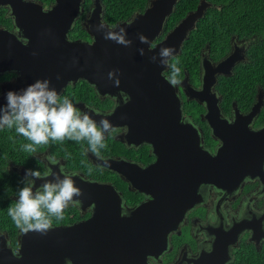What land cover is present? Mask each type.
I'll return each instance as SVG.
<instances>
[{
	"label": "water",
	"instance_id": "1",
	"mask_svg": "<svg viewBox=\"0 0 264 264\" xmlns=\"http://www.w3.org/2000/svg\"><path fill=\"white\" fill-rule=\"evenodd\" d=\"M83 1L55 0L45 9L36 0H0V7H9L18 30L17 34L0 27V73H18L16 79L2 84L0 106L6 103L4 95L9 90L23 89L38 79H49L59 93L69 82L80 78L94 84L103 94L123 91L127 99L119 98L116 110L106 118L113 127H129L124 136L128 143L150 144L156 160L141 166L112 159L107 165L118 171L132 190L145 192L152 198L123 214L121 197L113 185L75 176L83 191L77 197L80 208L84 210L94 204L92 215L71 223L53 224L46 235L20 231L16 248L10 244L9 235L0 232V264H148L150 255L158 257L165 250L169 233L178 228L186 211L199 199L198 187L205 182L222 188L238 185L245 173L236 169V164L233 170L227 171L228 158L249 159L246 151L251 148V141L264 144V128L259 131L247 128L259 110V100L247 115H237L231 133H219L220 123L213 121L211 112L209 124L224 142L216 154H211L201 145L198 129L184 122L176 86L164 74L169 65L159 62L158 53L163 47L173 48L172 56L181 53L198 20L211 6L210 2L200 0L196 9L190 10L158 40L179 0H149L144 11L113 26L103 20L101 0H93L82 22L91 40L71 39L68 34L84 11ZM101 24L105 28L98 31ZM117 26L126 29L125 38L131 40L130 46L104 38L106 31ZM141 35L148 43L140 42ZM154 55L156 62L151 60ZM237 59V52L217 64L204 57L203 90L209 91L215 75L227 73L224 69L232 67ZM109 72L113 73L112 79ZM58 74L60 79L56 78ZM116 79L118 86L114 83ZM187 80L186 76L182 84L189 98L206 100L211 108H216L214 98L204 95L203 91L196 92ZM95 119L101 117L95 116ZM229 177L234 181H229ZM43 183L36 180L35 187ZM219 245L227 247L222 242ZM211 257L209 264L224 262L216 253Z\"/></svg>",
	"mask_w": 264,
	"mask_h": 264
},
{
	"label": "flooded vegetation",
	"instance_id": "2",
	"mask_svg": "<svg viewBox=\"0 0 264 264\" xmlns=\"http://www.w3.org/2000/svg\"><path fill=\"white\" fill-rule=\"evenodd\" d=\"M36 1L43 3L44 8L47 9L52 6L55 0L48 3L42 0ZM5 8H7V16L12 20V26L2 25L0 27L8 28L18 34V30L14 27V19L10 15V9L6 6ZM86 15L82 20L80 15L78 20L83 22ZM71 30L68 34L71 39L80 38L71 37ZM162 38L159 37L158 40ZM85 40H91L89 34ZM257 40L256 34L240 36L236 33L230 37L227 49L219 46L211 47L210 44H206L201 50L199 69L195 76L186 71L183 78L177 79L178 83L175 84L181 101L184 122H189L198 129L201 145L213 155L217 153L218 148L224 142L218 134L214 133V129L209 124L211 112L212 118H215L213 121L220 123L219 133H231L237 115L239 114L241 117L247 115L254 104L260 100L259 110L252 117L247 128L249 131H259L264 128V79L257 78L253 73L247 74V72H253L254 66L262 64L261 58L258 57L259 54H253L255 47L259 45ZM232 52L238 54V59L232 67L227 66L224 69L227 73H217L215 75L216 80L210 90H203L205 78L203 58L207 57L214 64H217ZM173 57L169 61V68ZM167 70L164 74L170 80L171 77L167 74ZM5 73L10 74V76L0 81V94L2 84L14 80L18 76L15 71L0 74ZM239 74L240 79H236ZM186 76L190 88H194L196 92L203 91L204 95L215 99L216 108H211L206 100L201 101L197 97L189 98L182 84ZM225 78L230 81L229 85L226 84L227 88L234 90L240 87L241 79L244 78L243 91L232 95L230 105L225 104L226 95L222 91L221 83ZM244 89L248 91L244 93ZM252 94L254 98L250 102ZM60 95L61 97L67 96L81 110L95 109L100 113H113L119 104V98L125 100L128 97L123 91L118 94H103L98 91L94 84L82 78L76 82H69L60 92ZM243 121L242 124L244 125L245 121ZM114 128L116 130L107 137L105 140L106 147L100 152L101 156L108 162L112 159H124L131 163L147 166L156 160V155L152 152L150 144L145 142L136 145L126 141L124 136L129 130L127 125L114 126ZM251 143V148L246 151L250 156L249 159L244 156L237 159L228 158L227 171L233 170V165L236 164V169L245 173L238 185L222 188L212 182L202 183L197 190L199 199L194 201L193 205L186 211L178 228L169 233L165 250L158 257L150 255L148 264H197L201 261L209 264L212 262L210 259L213 260L212 253H216L218 259L224 261L222 264H264V144L260 145L259 141L253 140ZM145 147L147 151L143 153ZM83 149L87 160L78 166H73L72 162L64 155L54 154L49 149H45L43 151L38 150L35 155L31 154L34 160L31 164L30 162L15 164L12 168L22 178H24L27 169L38 170L41 175L61 174V169H63L68 173H78L76 177L83 180L113 185L121 197L123 214H128L131 208L152 198L145 192L132 190L129 182L118 171L105 165L94 154L87 152V145L84 144ZM18 152L23 156L25 151L20 147ZM49 156L56 158L59 163L57 165L50 164L47 159ZM26 164H30V166ZM232 180L234 181L233 178L229 177V181L232 182ZM14 197L18 198L17 196ZM69 207L78 208L79 217L75 216V211H69L68 222L66 223L87 219L94 211V204L87 205L84 210L80 208L79 202ZM0 232L7 233L5 230H0ZM222 234L224 235L222 236ZM8 239L10 242V237ZM218 241L222 242L223 246L225 243L226 249L221 247Z\"/></svg>",
	"mask_w": 264,
	"mask_h": 264
},
{
	"label": "clouds",
	"instance_id": "3",
	"mask_svg": "<svg viewBox=\"0 0 264 264\" xmlns=\"http://www.w3.org/2000/svg\"><path fill=\"white\" fill-rule=\"evenodd\" d=\"M104 28L105 25L101 24L97 30ZM117 29L106 31L104 38L130 46L131 40L125 38L126 29L123 26H117ZM139 39L141 43H148L143 35ZM173 52L171 47L161 48L158 53L160 64L168 66ZM140 53L143 55V49H140ZM151 60L156 62L157 56H152ZM171 68L173 76L170 82L175 85L178 83L176 76L180 69L174 64ZM112 76L113 73L109 72V79ZM56 78L60 79L59 74ZM114 83L118 86L119 80L116 79ZM4 98L6 103L0 106V129L14 128L16 133L30 141L22 146L24 151L35 155L36 146L48 145L50 142L62 143L66 139L75 142L87 141L86 151L94 154L105 165L108 164L100 152L106 147L107 137L116 130L106 118L112 115L111 112L79 109L67 96L61 97L57 89L51 86L49 79H38L23 89L9 90ZM95 116H100L101 119L97 120ZM47 159L52 165L59 163L52 156ZM48 175L27 169L15 205L8 208V215L24 234L37 232L46 235L54 226L53 218L62 219L64 210L78 203L77 197L83 195L74 179L78 173H68L61 169V174L52 175V179H48ZM36 180H43L44 183L36 188Z\"/></svg>",
	"mask_w": 264,
	"mask_h": 264
},
{
	"label": "trees",
	"instance_id": "4",
	"mask_svg": "<svg viewBox=\"0 0 264 264\" xmlns=\"http://www.w3.org/2000/svg\"><path fill=\"white\" fill-rule=\"evenodd\" d=\"M45 3L53 2V0H42ZM211 6L207 8L204 16L197 22L195 29L185 41L180 54L173 57L167 74L172 77L173 72L171 65H175L180 69L176 79L183 78L186 71L191 75L198 72L200 53L206 44L211 47L219 46L227 49L230 37L233 34L240 36H250L256 34L258 36V46L255 47L253 54L258 53L262 64L254 66L253 73L257 78L264 79V0H207ZM103 5V20L110 25L117 22L126 21L134 14L142 12L147 7L149 0H101ZM200 0H179L174 12L168 17L164 25L163 36L171 30L190 10L196 9ZM93 0H84L82 7L84 11L81 13L82 18L90 11ZM7 8L0 7V26H12V20L7 16ZM79 17V18H80ZM78 18V19H79ZM74 23L70 36L73 38H88V33L82 25L81 20ZM161 36L160 38H162ZM246 74V76H247ZM10 74H0V81L8 78ZM240 74L236 79H240ZM241 79L240 87L236 90L227 88L230 84L228 78H225L222 84V91L226 95L225 104L230 105L232 95L243 91ZM227 84V85H226ZM88 86V84H85ZM83 86V87H85ZM245 90V89H244ZM248 90H245L246 93ZM256 91V90H255ZM255 93V92H254ZM253 93V94H254ZM251 95L254 98V95ZM15 132V129H0V230H5L10 242L14 248L17 247V237L20 230L8 215L9 206H14L16 202L18 190L23 187V178L17 173L12 166L15 164L32 163L33 156L23 152V156L19 154L18 149L26 143H30L26 138ZM87 145V141L75 142L65 140L61 142L49 143L48 145L36 146L37 151L49 149L54 154H62L69 159L73 166H78L86 161V153L83 146ZM23 150V148H22ZM24 151V150H23ZM147 148L143 150L146 153ZM142 153V154H143ZM30 164H26L30 166ZM131 194V193H130ZM14 197V198H13ZM69 211H75L76 217H79L78 208L68 207L64 210L63 218H53V224H64L68 222ZM77 213V214H76Z\"/></svg>",
	"mask_w": 264,
	"mask_h": 264
}]
</instances>
